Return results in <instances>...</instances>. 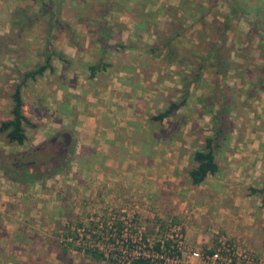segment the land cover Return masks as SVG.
Wrapping results in <instances>:
<instances>
[{
	"label": "crops",
	"instance_id": "0c3cea01",
	"mask_svg": "<svg viewBox=\"0 0 264 264\" xmlns=\"http://www.w3.org/2000/svg\"><path fill=\"white\" fill-rule=\"evenodd\" d=\"M97 1L90 11L80 7L70 16L62 13L54 28H47L52 48L62 59L52 58V70L26 83L33 114L42 109L45 124L32 144L61 130L70 135L64 149L72 155L42 182L24 180L17 167L8 173L0 165V264H81L73 256L84 253L72 249L67 233L83 223L79 214L102 211V200L113 208L116 202L139 197L142 211L148 204L160 212L163 205L187 195L181 208L197 197L212 211H234L242 224L259 222L264 125L220 123L206 130L197 125L192 40H174L171 49L176 55L170 57L167 47H154L169 33L160 21L168 24V14L156 13L154 29L138 24L144 17L150 21L148 14L114 10L104 16L110 20L106 28H100L94 22L99 13L92 11L101 3ZM54 29L61 32L58 38ZM172 103L178 106L167 116L154 118ZM208 115L202 119L209 122ZM216 130L222 131L215 150L219 170L194 186L188 170L195 166L193 152L200 149L196 141ZM120 204L124 210L125 203Z\"/></svg>",
	"mask_w": 264,
	"mask_h": 264
},
{
	"label": "rangeland",
	"instance_id": "374dc122",
	"mask_svg": "<svg viewBox=\"0 0 264 264\" xmlns=\"http://www.w3.org/2000/svg\"><path fill=\"white\" fill-rule=\"evenodd\" d=\"M69 1L74 0H58L60 5V8L58 5V9H60L58 21L62 13H68L70 16V13L80 7H82L83 11H88L92 3L97 5L98 2L95 0L91 3V0H89V2L83 1L84 4H78L76 1H74L75 3ZM134 1L129 0L127 4L130 5L128 6H132ZM163 1L165 5H169L168 0ZM174 1L177 2L176 5H186L185 13H187L191 3L194 4V7L199 3L205 7H211L206 19L210 24L206 28L207 30L199 33L200 30L198 29L200 26L195 25L185 34L184 38L185 42L191 39L192 44L197 46L196 48L201 52H204L208 48L209 43L213 41L214 34L220 28V23H223L224 18L228 15L230 18L228 21L229 29L226 31L225 39L220 46L221 59L226 62L224 65L226 67L225 71L222 74H216L215 62L209 58L204 62L202 70V73L204 72L202 77L204 78L201 77L195 80L193 86L197 125H203L205 130L211 124V126H218L222 122L224 124H232L233 127H237V125L252 127L256 123L264 125V80L260 84L256 78L257 73L261 72L260 67L264 62L262 59L264 55V32L252 29L251 24L255 21L254 10L250 13L247 10L248 18L237 21L235 15H239V10L230 15L227 11L225 0ZM235 1H243L253 7L255 4H261L262 2L259 0ZM254 2L256 3L253 5ZM46 3L47 0H0V122L11 116L10 95L15 84L20 82L21 75L44 63L47 55L46 41L49 40L51 46L54 43V40L51 41L46 33L47 28L49 30L47 18H49L54 8H50L49 4ZM150 9L152 8L149 7L148 10ZM179 10L174 9L166 14H168L170 20H173L172 17L182 16V10ZM263 11L264 7L261 8V12ZM260 19L264 24V14ZM53 21V24H55L56 21ZM160 21L163 29L166 30L168 25L164 23L165 20ZM183 23L188 25L191 20L187 19ZM53 33L54 36L56 35L55 38L61 35L58 29H54ZM203 36L206 38L204 39ZM53 48L57 51L55 46ZM187 54L189 53H185V55ZM52 58L57 59L56 56ZM218 78L221 81L217 83ZM27 82L30 83L31 80ZM26 83L22 87L24 90L22 92L23 112L36 122L34 127L26 128L27 140L23 145L9 143L6 140L5 133L0 132V148L2 149V152L0 150V165L5 170L9 169V171L13 163L26 165L34 160L42 162L50 158V155L55 152H60L64 149L61 137L63 132L60 133L61 130L45 135V139L36 146L32 144L34 135L36 138V134H40L39 129L42 130L45 124H42L44 123L41 117L42 109L36 111L38 114H33L32 91L29 90V86ZM255 84L257 85L256 90L260 89V91L253 90V85ZM260 85L261 87L259 88ZM218 89L232 100V106L228 110H223L225 108L224 102L221 101V94ZM206 114H210L208 115L209 118L207 117L209 122L202 119V115L205 116ZM198 119L201 120L197 122ZM69 132L71 133L72 131ZM205 136L203 134L202 137ZM28 137L30 138L29 140ZM249 137L250 133L247 138ZM203 139L196 141V148L203 147L204 142H200ZM52 140H55V143H51ZM48 144H51V146H48ZM37 146H41V150H39L40 148L37 149ZM44 179L39 178L38 180L42 182ZM256 195L258 196L259 194ZM186 196L183 195L179 199H175V203L173 202L171 206L163 205L160 212H156L152 206L149 208L148 204L143 207L144 211H142L139 201L142 198L139 197H135L133 202H128V198L123 201L119 200L120 202H116L113 208L106 201H100L99 204L104 207L102 211L96 213L89 211L79 214L78 217H81L80 219H82L81 222L83 223L67 234L69 236H78L77 240H72L74 243L71 246L72 249L74 247L82 249L85 242L89 243L91 241L99 244L97 247L105 252L107 260L97 263L88 260L84 254H74L73 257L77 258L76 262L81 264H123L125 250L129 251L123 241V235H127L133 239L132 241L141 237L151 244L161 238L170 237L169 239H172L174 243L182 240L183 245L197 248L204 254L209 250L216 251L224 243L225 247L220 252L227 259V264H264V203L261 204V201H258V206L261 208L259 222L255 223L253 221L251 223L248 220L242 224V221L240 222V220L236 219L237 214L234 211H212L208 209V205L203 204L202 200L197 197L193 202L187 201L185 209L181 208L184 205L183 202ZM148 200L149 198H147V203ZM84 201L85 198L82 202ZM121 202L125 203L124 210H121ZM212 207L215 208L213 204ZM238 218H242V216ZM76 219L78 220V218ZM107 222H112L115 226L118 243L112 244L110 241L102 239V234H100L101 236L99 235L98 231H102ZM92 230L96 231L97 234H92ZM134 243L137 242L134 241ZM184 264H199V261H187Z\"/></svg>",
	"mask_w": 264,
	"mask_h": 264
},
{
	"label": "trees",
	"instance_id": "16d2710c",
	"mask_svg": "<svg viewBox=\"0 0 264 264\" xmlns=\"http://www.w3.org/2000/svg\"><path fill=\"white\" fill-rule=\"evenodd\" d=\"M74 1H80L78 4H81V3L84 4L83 1L89 2V0H74ZM127 1L129 0H124V3ZM259 1H262L261 4L258 2H257L258 4H255L256 2H254L253 3V5L255 4L254 7L247 4L246 2H243V1L239 2L235 0H225L226 2L225 5H226V8H228L227 11L230 15L233 13H236V11L239 10V15L237 16L235 15V18H237L236 19L237 21H242L243 19L248 18L247 17L248 14L246 12L247 10H249V13L252 12V10H254L253 12H254L255 21H253V23L251 24V26L253 27L252 29L260 30L264 32V24L262 23L260 19L261 16L264 14V11L261 12V8L264 7V0H259ZM120 2L122 3L123 1H120ZM121 3H119L118 0H101V3L99 4V6L95 7V9L93 8L92 10L94 12L99 13L100 19L98 21H94L96 23V26L100 28H106L110 20H108L109 17L106 18L104 16H108V14H111L112 12H114V10H118L121 12H125L127 14L129 12H135L136 14H139L140 16L146 15V14L150 15V21H146L144 17V19H142V21L139 22L138 24L144 23L148 27L155 29L157 24L154 23V18L156 17V13L158 11L161 12L162 10L164 13H169V12H172L174 9L182 10L181 11L182 16L172 17L173 20L169 19V23L167 24L168 27L166 28V30H169L168 31L169 33L167 35H162V37H159L158 44L154 46L155 48H159V49H160V47H158L159 44L163 45V47H167L168 48L167 52L170 57H173L176 55V53L171 49L172 43L174 40L178 41L182 37H185V34L188 31H190L195 25L200 26V28L198 29L200 30L199 33L207 30L206 28L210 25L206 19H207V15L209 14L211 7L210 6L205 7L201 3H199L196 7H194V4L191 3L189 5L190 8L187 9L188 10L187 13H185L186 11L185 4H182V5L179 4L180 7L179 5H176V4L170 5L172 3H169V5H165L160 0H135L132 6L124 5L123 3L122 4ZM46 4H49L48 6L50 8L51 7L54 8V10L51 11L50 13L49 18H47V23L50 29L53 27V22H54L53 20L55 19L56 21L57 17L59 16V10H60L58 9L59 2L58 0H47ZM153 6L155 7L154 9H153ZM149 7H151L152 9L148 10ZM59 8H60V5H59ZM90 9L88 11H90ZM228 16L224 18V21H222L223 23H220V28L218 29L216 34H214L213 41L209 43L208 48H206L204 52L199 51V49L196 48L197 46L193 47L194 49L192 53H194V58H195V61H194L195 80L199 79L200 76L202 75L204 62L209 58L213 59L215 62L214 66L216 68L215 69L216 74L217 73L222 74V72L225 71L226 67L224 65L226 62L223 59H221L220 46L222 44L221 42H223V40L225 39L226 31L229 29L228 21L230 20V18ZM180 18H183V19H180ZM187 19L191 20V23H189L188 25L183 23ZM140 26L142 27L143 25H140ZM199 33L197 34L198 37H199ZM203 38L205 39L206 37L203 36ZM46 42L48 46L46 45L47 55L44 60V63L37 65L34 69H30L21 75L20 82L15 84L13 91L11 92V95H10L11 97V110H10L11 116L9 119H6L0 122V132H4L6 140L13 145L25 144L27 140L26 128L35 126V123H33L31 119L28 116H26L23 112L24 103L22 99V87L25 85V83L28 80H35L37 77L42 76L46 70L48 69L52 70L53 68L51 65V59L53 56H56L57 58L62 59V55L52 48L50 41L47 40ZM155 48H152V51L155 50ZM262 59L264 61V55ZM260 70L261 72L257 73L256 78L258 80L257 82L261 84L262 81L264 80V62L261 65ZM90 71H91V75L93 76L95 67L94 66L90 67ZM220 81L221 80L218 78L217 83ZM256 86H257L256 84L253 85V90L255 91H257ZM260 87L261 85L259 86V88ZM258 91H260V89H258ZM219 92L221 94V101L224 102L223 105L225 108L223 110L224 111L228 110V108L232 106L231 105L232 100H230L229 97L223 94L220 90ZM177 106H178V103L170 104V106L165 111H163L162 113H160L158 116L154 118L159 119V120L162 119L163 117L167 116ZM220 132L222 131L216 130L212 136L206 137L204 139L203 147L200 149H196L193 152L192 159L195 162V166L192 167L190 170H188V176H189V179L192 185L194 186L199 185L207 178V176L213 175L218 172L219 167L215 160V150L218 146V140H219L218 138H219V135L221 134ZM48 146H51V144H48ZM40 147H37V149H39ZM39 150H41V148ZM71 155H72V152H70L69 149L66 148L60 152H55L53 155H50V158L43 160L42 162H38L34 160L33 162H29L26 165L24 164L16 165L15 163H13L10 166V168L14 169L17 167L19 169L18 170L19 173L23 175L24 180H27V178H29L30 180L34 181V180H38L39 178L43 179V178H46L47 176H53L57 174L64 167L65 163L68 161V158ZM6 171H8V173L11 172L9 171V169H7ZM261 191H264V189H261ZM70 236L72 237L73 240L78 239V236L76 235H70ZM74 248L76 250L83 251L85 255L91 257L93 260L97 262L102 261V260H107L105 252L99 249V247L94 246L92 244L85 242L84 247H82V249L80 247H74ZM155 248L159 250V244H155ZM206 252L211 254L213 251L209 250ZM131 264H152V263H150L149 259L140 257V258L134 259L131 262ZM231 264H234V263H231Z\"/></svg>",
	"mask_w": 264,
	"mask_h": 264
},
{
	"label": "built area",
	"instance_id": "2783aa9c",
	"mask_svg": "<svg viewBox=\"0 0 264 264\" xmlns=\"http://www.w3.org/2000/svg\"><path fill=\"white\" fill-rule=\"evenodd\" d=\"M104 226L102 231H98L99 235H103H100L101 238L110 241L112 244L118 243L116 228L112 222H107ZM91 232L92 234L96 233V231L93 230ZM97 237L99 236L97 235ZM169 238L170 237L161 238L151 244L145 238L140 237V239H134V241L137 242L134 243L130 236L123 235V241L126 243L127 249H129V251L125 250L124 257L126 260L124 259V261H122L123 264H131L134 259L140 257L149 259L152 264H184L187 261H199V264H227V259H225L220 252V250L222 251L225 247L224 243L211 254H204L197 248L183 245L182 240H179L178 243H174L172 239ZM89 244L99 246V244L91 241ZM155 244H159V250L155 248Z\"/></svg>",
	"mask_w": 264,
	"mask_h": 264
},
{
	"label": "flooded vegetation",
	"instance_id": "af4514ba",
	"mask_svg": "<svg viewBox=\"0 0 264 264\" xmlns=\"http://www.w3.org/2000/svg\"><path fill=\"white\" fill-rule=\"evenodd\" d=\"M61 137H62L63 145H64V146L67 145V144L69 143V141H70V140H69V141L67 140V136H64L63 133H62V134H61ZM54 141H55V140H52L51 143L54 142ZM67 142H68V143H67ZM54 143H55V142H54Z\"/></svg>",
	"mask_w": 264,
	"mask_h": 264
},
{
	"label": "water",
	"instance_id": "95a60500",
	"mask_svg": "<svg viewBox=\"0 0 264 264\" xmlns=\"http://www.w3.org/2000/svg\"><path fill=\"white\" fill-rule=\"evenodd\" d=\"M64 136H67V140L69 141L70 140V135L66 132L63 133ZM68 143V142H67Z\"/></svg>",
	"mask_w": 264,
	"mask_h": 264
}]
</instances>
